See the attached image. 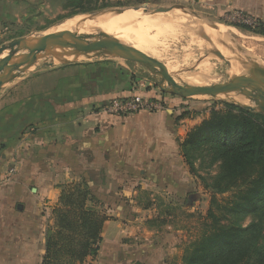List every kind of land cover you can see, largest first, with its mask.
Wrapping results in <instances>:
<instances>
[{
	"label": "rangeland",
	"instance_id": "rangeland-1",
	"mask_svg": "<svg viewBox=\"0 0 264 264\" xmlns=\"http://www.w3.org/2000/svg\"><path fill=\"white\" fill-rule=\"evenodd\" d=\"M176 4L181 5L182 8L174 7L168 12H163L165 14L163 19L173 21L176 20L174 17L176 13L181 12L185 14V19L182 20L181 24L183 29L179 30V32L177 31L178 29L176 33H173L145 28V25L142 23L147 21V13L144 12L143 22L139 21L131 25L132 27L126 35L132 41L142 45L138 46L142 47V51L144 50L146 53L166 63L167 67L171 68L169 69L170 74L178 83L189 82V84H192L193 82L190 81L196 80V76L202 74L208 76L211 80L221 81L227 79V71H231L230 65H227L221 57H218L212 37L208 36L200 27L193 28L191 26L195 25L198 19H202L205 22L208 21L205 23L207 26L219 25L224 27V29L226 28L229 37L225 39L226 42L223 38L219 42L229 49L236 50L235 52L240 51L239 53L242 54L245 52L241 42L243 38L253 40L252 57L243 55L246 60L245 63L249 61L252 66L251 68L256 65L264 67V34L255 31L258 27L254 24L257 20L264 21V12H262L264 7H260L264 6V4L261 0H8L6 5L2 6L4 7L3 13L6 16L5 21L7 24L5 23L3 26L5 31H2L0 34V42H7L5 40L8 37L15 36V34L36 35L47 32L58 24L69 22L74 18L93 11L134 8L147 5L149 7L145 8L149 12L150 7ZM81 7H87L89 10L80 11ZM190 12L196 13V16ZM244 25L246 26L244 27ZM180 26L179 28H182ZM199 28L202 32L199 31ZM192 29H197L195 31L196 34L204 32L203 34L207 36L208 41L207 39L203 40L204 44L199 46V42L196 41L197 37L194 40L190 35V31H193ZM206 43L208 45H205ZM246 53L248 52L246 51ZM253 59L256 60L254 61ZM44 61L43 59L37 60L34 68L22 74L24 75L22 78H15L13 80L16 81L14 83L19 84H6L8 86H5V92L2 94V97L0 95L2 100L0 106L3 104L2 108L8 105L12 106L18 100L23 101L30 96L32 97V95H36L38 92L48 91L54 100L62 101L67 97L63 86L65 87L68 83L67 81L75 80L74 73L78 69L76 65H83L85 63H96V69L101 67L99 65H102L105 69L118 65L121 67L122 75L128 70L125 67L127 66L132 72L128 93L124 96L109 97L102 105L95 108L96 111L94 113L98 117L111 116L121 118L141 111L149 113L163 111L165 113V109L168 108L172 110L174 115H178L175 122L176 127L180 128V125L186 127L187 124L193 125L189 128L190 130L208 118L212 111H225L229 103L237 105L223 97L199 95L182 98L160 91L158 88V77L150 75L139 64L132 65L131 62L111 56L80 57L68 59L64 62H54V67H62L59 69L52 68V66H44ZM204 65H210V68L202 67ZM179 68L180 70H178ZM76 75L78 78L81 77L80 73ZM191 76L193 79L188 80L186 78ZM102 77L104 78L103 73ZM36 97H33L34 106L32 113H25V118H22L26 119L25 122L32 123L26 125L28 129H22L24 132L34 127L33 117L36 115L34 113V110L36 111ZM135 97L151 102L153 107L133 112L107 113L102 111V107L113 99ZM247 103L250 102L248 101ZM180 120L183 121L180 122ZM20 123L22 122L20 121ZM24 125L22 124V127ZM9 127H3L0 124L1 130L6 128L2 131L4 134H8V132L11 134L8 131ZM28 137L29 139L23 138L20 134L19 138H13V140L12 138H8L6 142L1 141L0 144V264H41L39 262V250L43 246L44 233L53 224L51 206L54 205V202H49L42 198L40 190L43 187L36 185V177L38 176L36 175V157L34 158L36 136L34 138L32 136ZM93 173H95V170ZM154 173V176H156L154 184L149 185L147 183L145 185L143 184L144 181L137 180V185L127 187L136 191L135 197L139 206L152 203L149 211L156 217V219L152 220V224L147 223L146 226L157 231L153 239L158 240L160 245L154 251L147 250L145 254L148 256L146 257L145 255V257L152 263L156 261L158 264H182L180 255L184 246L199 237L206 225L212 221V218L208 215V209L215 210L216 215H218L216 204L219 206L227 205V201L232 197V193L215 194V202L212 203L210 201L211 190L205 187L204 183L196 176L190 174L191 179L187 180L185 185H179L174 180L172 182L160 180L157 176L158 172ZM200 174L206 176L204 171H200ZM93 181L97 182L95 179ZM96 188L99 187H91L90 189H92L91 191L97 198L100 197L99 194L102 197H110V193L113 195L116 193L117 196H121L124 199L128 197L125 194L127 192L126 188L121 185L101 187L103 191L100 192L96 191ZM164 212L168 214L166 215ZM247 222L248 218L245 219L244 223ZM166 226H169V228H166ZM172 230H174V233L170 232ZM151 237L138 236L137 241L143 243ZM176 238L182 240L177 245L178 247L176 246L172 249L164 247L167 241Z\"/></svg>",
	"mask_w": 264,
	"mask_h": 264
},
{
	"label": "crops",
	"instance_id": "crops-1",
	"mask_svg": "<svg viewBox=\"0 0 264 264\" xmlns=\"http://www.w3.org/2000/svg\"><path fill=\"white\" fill-rule=\"evenodd\" d=\"M261 1L264 4V0ZM7 2L8 0H0V34L5 31L4 24H7L2 7ZM21 35L24 33L15 34L5 41ZM95 64L76 65L78 69L74 73L75 80L67 81L65 87L63 86L67 97L62 101L54 100L47 91L38 92L23 101L18 100L12 106L2 108V104L0 124L3 127L12 124L8 130L11 134H4L2 131L6 128H0V139L4 136L0 144L8 138H19L20 134L26 139H29L28 136H36V185L43 187L40 190L42 198L54 202L51 209L57 204L61 188L80 179L86 181L90 188L99 187L96 188L98 192L103 191L101 187L124 186L127 199L117 196L116 193H110V197L99 194L98 199L103 205L102 209H106L108 219L102 226L98 254L91 263L158 264L156 261L152 263L145 254L147 250L154 251L160 245L158 240L153 239L157 231L146 226L156 219L149 211L152 203L139 206L135 197L136 191L127 187L137 185V180L144 181L145 185L154 184V172H158L160 180H174L176 184L185 185L191 175L186 168L179 143L193 125L176 127L178 115H174L168 108L165 113L141 111L121 118L98 117L94 113L95 108L109 97L128 93L132 72L125 66L128 70L122 75L118 65L107 69L99 65L101 67L96 69ZM77 73L81 77L78 78ZM14 82L16 81L12 80L7 84H19ZM8 85L5 84L0 90L1 97ZM34 96H37L34 127L28 130L30 132H24L22 129H28L26 125L32 123L25 122L26 119L22 118H25V113H32ZM8 122L10 123L7 124ZM22 124L25 125L22 127ZM170 232L174 233V230ZM143 235L152 237L143 243L138 242V236ZM181 241L179 238L167 241L164 247L175 248ZM43 253L44 242L39 250V262Z\"/></svg>",
	"mask_w": 264,
	"mask_h": 264
},
{
	"label": "trees",
	"instance_id": "trees-1",
	"mask_svg": "<svg viewBox=\"0 0 264 264\" xmlns=\"http://www.w3.org/2000/svg\"><path fill=\"white\" fill-rule=\"evenodd\" d=\"M257 27L264 34L262 21ZM179 149L189 173L211 190L212 203L215 194L232 193L227 205L216 204L218 215L208 209L212 221L184 246L181 263L264 264V114L229 103L191 128ZM52 215L41 264H92L108 215L86 181L64 185Z\"/></svg>",
	"mask_w": 264,
	"mask_h": 264
},
{
	"label": "water",
	"instance_id": "water-1",
	"mask_svg": "<svg viewBox=\"0 0 264 264\" xmlns=\"http://www.w3.org/2000/svg\"><path fill=\"white\" fill-rule=\"evenodd\" d=\"M134 7L133 9L139 8ZM144 5V12L149 14L168 12L172 8H182L181 5L150 7ZM149 7V6H148ZM126 8L93 11L83 15L85 19L105 15L108 11L118 13ZM184 11V9H183ZM196 16V13L190 12ZM79 53H92L94 56H111L132 64H139L148 73L159 78L158 88L182 98L199 95L223 97L238 106L264 114V67L259 65L250 69L245 75H237L227 71V79L208 84L178 83L170 74L166 63L156 57L126 44L117 38L104 34H76L66 29H56L52 32L28 34L14 37L0 44V90L8 82L20 77L26 71L36 66L39 59L45 60L44 66H53L54 62H64L68 57ZM217 54L227 65L228 59L218 50ZM143 69V70H144ZM230 93H240L250 103L238 101L229 97Z\"/></svg>",
	"mask_w": 264,
	"mask_h": 264
},
{
	"label": "bare ground",
	"instance_id": "bare-ground-1",
	"mask_svg": "<svg viewBox=\"0 0 264 264\" xmlns=\"http://www.w3.org/2000/svg\"><path fill=\"white\" fill-rule=\"evenodd\" d=\"M142 7L144 8V6H141V7L136 8V9H133L132 7L131 8H126L123 11H120L118 13H114V12L108 11L103 16L91 17V18H88V19H85L83 17V15H82L80 17L74 18L73 20H71L69 22H64V23L58 24L55 28H53L52 30L47 31V32H52V31H54L56 29H66V30L72 31V32H74L76 34H88V35H92V34H104V35H109V36H112L114 38H117L118 40H120V41H122V42H124L126 44L133 45L136 48L142 50L141 49L142 47H138V46H142V45H140L138 42L132 41L131 38L128 35H126L127 32H128V30L132 27L131 25H134V23L144 20L143 19L144 18L143 15H145V14H144V9ZM151 15L152 14L147 13V15H146L147 16V18H146L147 21L145 23H142L143 25H145L144 26L145 28H151V29L160 30V31H170V32H173V33L174 32L176 33V30L177 29H178L177 30L178 32H179V30H182L183 29V26L181 24H182V20L185 19L184 18L185 17V14H183L181 12L176 13V15L174 16L176 20H173V21L172 20H165V19H163V16L165 15L163 13H154V15H152V16ZM148 16H150V17H148ZM207 22H205L202 19H198V20H196L195 25H191V26L193 28L200 27L201 29H203L205 31V33L208 36L212 37V39L214 40V47H215V49H217L222 55H224L228 59V61L230 62V67H231L230 70L232 72H234L237 75H245L246 73H248V71H250V69H251L252 66L249 63V61L247 63H245L246 60L243 57V55L244 56L246 55L247 57H250V56L252 57V55H251L252 52L251 51H253V48H254L253 40L244 39L243 38L241 42H242L243 48L245 49V52H243L244 51L243 50L242 51L243 54L242 53H239L240 51L239 52L237 51L238 52L237 53V52H235L236 50L234 51L232 49H229L228 47L222 45L219 42L220 40H222L221 38H223L224 40L225 39H228L229 36H228V32H227L226 28L224 29V27L219 26V25H210L209 23H208V25H210V26H207V25H205V23H207ZM211 24H212V22H211ZM180 25L182 26V28H179ZM200 28H199V31L202 32L200 30ZM196 30L197 29H194L192 32L190 31V35L194 38V40L197 37V39H199V40L196 39V41L199 42L198 43L199 46H202L204 44V41L203 40L207 39V36L203 34L204 32L203 33H200V34L199 33L196 34V32H195ZM180 32H182V31H180ZM154 34H155V32H154ZM159 35H161V34H159ZM150 36H153V35H150ZM152 38H154V37H152ZM259 40H260V38H259ZM151 41H153V40H151ZM207 41H208V39H207ZM225 42H226V40H225ZM205 45H208V44L206 43ZM228 46H229V44H228ZM238 49H240V48H238ZM246 51L249 54L246 53ZM80 57L81 58L93 57V54L92 53H79V54H75V55H72V56L68 57V59H75V58H80ZM216 57H217V55H216ZM218 57H219V55H218ZM248 59H250V58H248ZM257 60H259V59L257 58ZM202 67H204V68H210V65H204ZM168 69H171V68H168ZM178 70H180V68ZM186 78H188V80L189 79H193L192 76L191 77H186ZM195 79L196 80H194V81L191 80L190 82H193L192 84H208L209 82L214 81V80H211L208 76H206L204 74L199 75V76H196ZM228 95H229V97H232V98H234V99H236L238 101H241V102H244V103H247L248 102V99L245 96L241 95L240 93H230Z\"/></svg>",
	"mask_w": 264,
	"mask_h": 264
},
{
	"label": "built area",
	"instance_id": "built-area-1",
	"mask_svg": "<svg viewBox=\"0 0 264 264\" xmlns=\"http://www.w3.org/2000/svg\"><path fill=\"white\" fill-rule=\"evenodd\" d=\"M259 20L255 21L257 25ZM264 23V21H262ZM153 107L151 102L135 98H123V99H113L107 105L102 107V111L107 113H119V112H133L141 109H150Z\"/></svg>",
	"mask_w": 264,
	"mask_h": 264
}]
</instances>
